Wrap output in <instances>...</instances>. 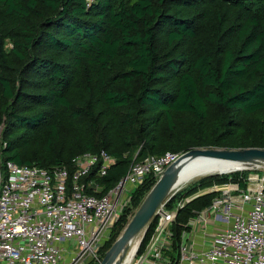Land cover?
I'll return each mask as SVG.
<instances>
[{
    "label": "trees",
    "instance_id": "1",
    "mask_svg": "<svg viewBox=\"0 0 264 264\" xmlns=\"http://www.w3.org/2000/svg\"><path fill=\"white\" fill-rule=\"evenodd\" d=\"M0 128L2 160L20 166L106 152L108 188L150 155L264 149V0H0ZM253 172L199 177L169 207L213 185L258 188ZM157 181L132 193L101 261ZM215 195L179 211L175 249Z\"/></svg>",
    "mask_w": 264,
    "mask_h": 264
},
{
    "label": "built area",
    "instance_id": "2",
    "mask_svg": "<svg viewBox=\"0 0 264 264\" xmlns=\"http://www.w3.org/2000/svg\"><path fill=\"white\" fill-rule=\"evenodd\" d=\"M183 155L134 161L108 188L104 180L117 160L104 151L77 156L72 170L4 162L0 152V264H101L132 193L150 176L159 180ZM252 175L246 180L258 188L213 185L170 208L173 191L155 213L146 248L129 264H264V178ZM208 194L216 195L185 225L175 249L179 211Z\"/></svg>",
    "mask_w": 264,
    "mask_h": 264
},
{
    "label": "water",
    "instance_id": "3",
    "mask_svg": "<svg viewBox=\"0 0 264 264\" xmlns=\"http://www.w3.org/2000/svg\"><path fill=\"white\" fill-rule=\"evenodd\" d=\"M197 157L224 160L235 163L249 170L264 164V149L247 148L229 149H193L185 153L174 165L167 168L163 176L157 181L136 214L125 228L120 238L107 252L101 264H122L133 240L147 229L154 218L157 209L178 186V177L185 160ZM248 167V168H247ZM237 171H242L237 170ZM220 175H222L220 173Z\"/></svg>",
    "mask_w": 264,
    "mask_h": 264
},
{
    "label": "bare ground",
    "instance_id": "4",
    "mask_svg": "<svg viewBox=\"0 0 264 264\" xmlns=\"http://www.w3.org/2000/svg\"><path fill=\"white\" fill-rule=\"evenodd\" d=\"M243 168L244 167H241V165L235 163L211 158L197 157L195 159L185 160L178 177V186L176 187V189H180L181 187L188 185L199 177H205L220 173L229 174L232 172H238L237 170L240 169L246 170Z\"/></svg>",
    "mask_w": 264,
    "mask_h": 264
},
{
    "label": "rangeland",
    "instance_id": "5",
    "mask_svg": "<svg viewBox=\"0 0 264 264\" xmlns=\"http://www.w3.org/2000/svg\"><path fill=\"white\" fill-rule=\"evenodd\" d=\"M6 48L9 50V49H11L12 48V45L8 42L7 43V46H6ZM196 149H199V148H196ZM222 149V148H221ZM225 149H229V150H238V149H234V148H225ZM223 150V149H222ZM182 154H185V153H182ZM249 170H251V171H254L252 174V176L251 177H253V178H256V177H260V179H263L264 178V165H261V166H259V167H256V168H253V169H249ZM215 175H217V174H213V175H209V176H205V177H210V176H215ZM258 175V176H257ZM202 178H204V177H202ZM199 179H201V178H199ZM199 179H196V180H194V181H192L191 183H189L188 185H186V186H184V187H181L180 189H177L178 191H180L181 189H185V188H187V187H192V185L194 184V183H196V181H198ZM263 186H264V184H263ZM264 188V187H263ZM188 189V188H187ZM177 204V203H176ZM136 212L137 211H135V214H136ZM134 214V215H135ZM144 232L145 231H143L140 235H138L134 240H133V242H132V244L130 245V248H129V251H128V253H127V256L125 257V259H124V261H123V264H125V262H126V264H129L131 261H132V256H133V254L135 253V251L139 248V246H140V244H141V242H142V238H143V236H144ZM101 254H102V252H101ZM127 259H128V261H127Z\"/></svg>",
    "mask_w": 264,
    "mask_h": 264
},
{
    "label": "clouds",
    "instance_id": "6",
    "mask_svg": "<svg viewBox=\"0 0 264 264\" xmlns=\"http://www.w3.org/2000/svg\"><path fill=\"white\" fill-rule=\"evenodd\" d=\"M243 171V170H242ZM233 173V172H232ZM220 175V174H219ZM223 175V174H222Z\"/></svg>",
    "mask_w": 264,
    "mask_h": 264
}]
</instances>
